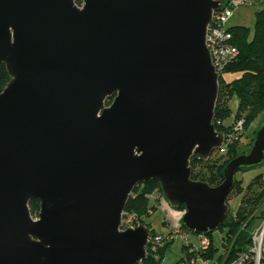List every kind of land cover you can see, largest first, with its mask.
I'll list each match as a JSON object with an SVG mask.
<instances>
[{"label":"water","instance_id":"95a60500","mask_svg":"<svg viewBox=\"0 0 264 264\" xmlns=\"http://www.w3.org/2000/svg\"><path fill=\"white\" fill-rule=\"evenodd\" d=\"M223 0H0V264H136L151 229H120L137 184L158 180L181 225L212 233L264 124L217 185L191 178L224 132L205 43ZM112 102L106 105L108 97ZM38 199L33 218L29 201Z\"/></svg>","mask_w":264,"mask_h":264},{"label":"trees","instance_id":"16d2710c","mask_svg":"<svg viewBox=\"0 0 264 264\" xmlns=\"http://www.w3.org/2000/svg\"><path fill=\"white\" fill-rule=\"evenodd\" d=\"M227 1V0H223ZM262 7L256 12V20L253 34L250 35V28L243 25L230 26L232 33V43L237 47V56L226 65L222 73L219 75V91L216 100L214 111V125L218 131L229 133L232 126L239 118L244 119V128H247L264 109V0ZM81 4L82 0H76ZM225 74H232L234 78L231 80L225 79ZM10 80L9 73L3 63H0V92L4 89ZM237 97L238 106L236 111L230 106V100ZM113 96L106 100V105L112 102ZM233 115L231 121L226 120ZM242 132L239 138L230 144L227 150L217 153L216 158L209 157L206 160H200L196 156L191 157V178L194 180L206 181L211 185H217L224 179L223 170L226 164L240 153L239 143L243 136ZM256 130L254 131V136ZM254 136L249 141V146L252 145ZM248 168H242L245 170ZM239 171V170H238ZM157 191L162 194L158 180L151 179L148 182L137 184L130 194L125 206V211L135 213L141 223L148 226L146 217L149 216L150 209H153L151 204L152 193ZM231 193L241 195V201L236 211L232 212L229 209L228 220L225 225L219 228L224 229V235L234 233L241 226L249 214L257 212L255 217H260L264 213V177L260 173L252 178L248 184H244L242 179H237L235 175V184L228 195L227 203ZM31 214L36 216L40 209V202L34 198L29 201ZM178 210H184V206L174 207ZM258 209V210H256ZM249 223L248 226H250ZM183 226V225H181ZM248 227L241 231L238 236V247L241 249L244 246V241L247 239ZM209 234H213L209 233ZM172 241L166 243L159 251L158 259L147 256L141 264H163V256L165 249ZM180 259L178 260V262ZM178 262L176 264H178Z\"/></svg>","mask_w":264,"mask_h":264},{"label":"built area","instance_id":"2783aa9c","mask_svg":"<svg viewBox=\"0 0 264 264\" xmlns=\"http://www.w3.org/2000/svg\"><path fill=\"white\" fill-rule=\"evenodd\" d=\"M262 4V0H227L223 1L221 8L213 10L212 18L206 28L205 43L208 48L211 62L218 76L222 73L228 63L238 54L237 47L232 43V33L228 21L232 16V8L240 5ZM244 129V119L239 118L232 126V130L224 134V140L220 147L215 150L223 152L228 146L239 138ZM184 212V210H183ZM135 213L122 212L120 229L134 228L139 224ZM136 219V220H135ZM180 225L169 233H158L150 231L145 246L146 257L158 259L160 249L168 242L174 240V233L180 232ZM242 229L248 227L247 240L241 249L238 247V230L234 233H227L221 238L222 245H218L213 234H198L199 243L188 241L184 246V255L178 264H264V214L261 223L251 228L246 223ZM240 229V228H239ZM183 237L188 239V235ZM145 257V258H146ZM144 260V259H143ZM143 260L136 264H141Z\"/></svg>","mask_w":264,"mask_h":264},{"label":"rangeland","instance_id":"374dc122","mask_svg":"<svg viewBox=\"0 0 264 264\" xmlns=\"http://www.w3.org/2000/svg\"><path fill=\"white\" fill-rule=\"evenodd\" d=\"M261 7H262V4H256V3L251 4V5H240L237 7H233L231 9L232 16L229 19L227 24L230 26H234V25L247 26L250 28V35H252L254 31L255 20H256V12ZM224 77L227 80H231L232 78H234V75L225 74ZM230 106L233 109V111H236L237 106H238L237 97H233L230 100ZM232 118H233V115L229 117L226 120V122L231 121ZM263 124H264V109L258 114L256 119L247 128L243 129L242 132L244 133L239 143L240 151H246V153L249 151L251 146H249L248 143L250 139L254 136V131L260 128ZM217 156H218L217 153L214 151L210 157L214 159ZM260 173H262L264 177V162L256 167L237 171L236 178L242 179L244 184H248L252 180L253 177H255L256 175ZM152 194L153 195L151 197V204L153 205V209H150L149 216L146 217L148 227L153 232L165 234V233L172 232V230L177 228L179 225L181 226V216L184 213L183 210H178L170 206L168 201L164 198V196L161 193L154 191V193ZM240 201H241L240 194L235 195L234 193H231L230 198L228 200L230 211L232 212L236 211L240 204ZM165 208L170 213H167ZM171 209H174V211L175 210L178 211V213H175L176 217L173 216ZM123 211H125V209ZM37 215L36 216L32 215V216L33 218H37ZM255 215H257L256 211L248 215V217L244 220V222L239 227L240 229L239 228L237 229L238 234H241L242 233L241 231L245 230V228L242 229L243 228L242 225H244V223H246L247 225L251 223L250 224L251 228L253 227L255 228L258 225H260L262 216L255 217ZM135 217L136 219H138L139 224H143L140 221L142 217L140 218L138 216H135ZM177 218L180 219L178 220L179 222L176 221ZM171 222H174V223L171 224ZM179 230H180L179 233H174V232L172 233L174 235V240L165 249L163 260H162L163 264H176L178 260L184 255V252H185L184 246L187 244L188 241L193 242L195 244L199 243L198 234L188 231L184 226H181ZM224 233L225 232L223 228H218L215 231H213V238L215 239V242L220 246L222 245L221 238L223 237ZM184 234L188 235V239L183 237Z\"/></svg>","mask_w":264,"mask_h":264},{"label":"crops","instance_id":"0c3cea01","mask_svg":"<svg viewBox=\"0 0 264 264\" xmlns=\"http://www.w3.org/2000/svg\"><path fill=\"white\" fill-rule=\"evenodd\" d=\"M165 210H166L167 213H170V212H168V210H167L166 208H165ZM171 211H172V213H173V216L176 217V214H175V213H178V211H176V210L174 211V209H171ZM178 220H180V219L177 218L176 221H178ZM168 221H169V220H168ZM178 222H179V221H178ZM173 223H174V222H171V224H173Z\"/></svg>","mask_w":264,"mask_h":264}]
</instances>
